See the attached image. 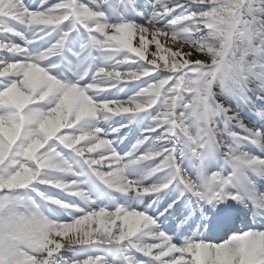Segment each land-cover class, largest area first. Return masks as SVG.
<instances>
[{
	"label": "bare ground",
	"instance_id": "1",
	"mask_svg": "<svg viewBox=\"0 0 264 264\" xmlns=\"http://www.w3.org/2000/svg\"><path fill=\"white\" fill-rule=\"evenodd\" d=\"M66 1H68L69 3L71 0H62V3ZM172 1L175 2L176 6H179V3H181L179 7L180 12L185 11V9L189 6L198 5L197 3H195L198 2V0H180V2H177L176 0ZM58 2L59 0L50 3V7L52 8V11H61V14H55L52 17L47 16L48 18L45 20L43 18H39V16L45 15H39L38 17H35L33 19L32 30H37L35 27V23L38 22L46 23L48 26H50L49 28H45L43 30V33L39 36L45 34L49 35L51 30L55 29L56 27L54 23L62 25V20L64 18L65 20H67V18L69 17L67 16L68 12L66 10L63 11L64 8L57 7ZM76 2L79 3V0H76ZM40 3H42L41 0ZM122 10H124L127 15H131L129 7L127 5L123 6ZM5 13V6L0 4V14ZM101 14L102 16H104V18H110V15L108 13ZM7 15H9L8 19L0 17V34L3 35L6 41H3L4 43L0 45V48L3 51L2 55L6 57V63H10V61L12 62L13 60L15 61L11 63V67L9 68L8 73H6L7 75L4 77H0V83L2 81H8L12 77L20 78V80H22V83L27 85L25 92L28 97H32V100H34L35 107L37 109H40L41 107H48V109H50L51 106L48 105H51L52 101L61 96L63 101L62 107L55 108V106H53L54 108H52V111L49 112V116L51 118L50 121L54 123L53 131L57 130L58 132L59 130V134H61L62 132H64V134H70L71 132H75L78 129L79 131H82L84 130L83 127L87 126L102 127L101 130H96L91 135H82L76 137V140L73 142H71L70 140H67L66 143L63 142V145H65L69 150L68 155L64 156L60 152H57L56 155L59 156V158L55 159V165L52 168L53 170L49 172L51 174L54 172L57 176L54 178L51 177L47 182H44L41 179V175L37 176V173L34 172L30 159L27 160L25 158L27 161H20V164L17 162H13V156L17 155L19 152V147L16 148L15 146L17 145L18 139L22 136V132L18 125L15 126L11 120L9 121V118H0V160L7 158H9L8 160L12 159V165H16L21 170L23 175L28 174L29 177H33L34 189L29 190V192L30 196L34 198L35 203L42 202L43 205H46L45 202H43V197H45L46 194H50L52 196L51 199L47 198L48 200H51V203H53L55 199L58 198L69 200V198L64 194V190H68L71 186L79 185L77 181L65 184L66 180L69 177L74 176L75 174L71 171L76 167L75 165H71V161L73 159H82L89 165L95 164L102 166L104 165V163L101 161L105 160L108 162L107 166L109 168L115 169L118 175L125 176L126 178L131 175L129 169L132 170V168H135L137 178L145 183L147 180L146 177H148V175H145L144 170L138 169V167L141 166L147 168L150 165V158L147 155V151L142 150L141 153L140 151L138 152V147H136L137 143H135V137L139 136L140 134L143 136L150 134L153 135L154 130L160 127L159 125H161V123L156 124V120L151 121L149 119V114L152 111V108L149 109V114L144 113V110L148 109L152 105V101L151 104L149 103V107H147L148 103L143 104L142 101L140 104L135 103L140 97L134 96L132 87L133 85H135L134 80L146 77L148 71L137 69L131 70L126 74H118V79L112 80V82L107 86L97 87L95 86L97 84L96 83L94 85H87L86 87L82 88L77 84H58L55 79L47 78L40 70H34L31 65L27 66V64H25L24 58L27 57L28 54L25 52L24 48L20 47L12 49L13 51H15L14 53L9 51V44L16 46V44H18L17 39L20 41L24 39L27 42L31 32L28 34L27 30H25L24 33H20L12 29L15 26H23L16 25V21L12 20L14 17L19 18L17 16V12L10 11ZM135 17L143 18L144 16L135 14ZM153 17L159 21V16ZM196 18L199 21L200 16H196ZM213 26L214 25L210 26L209 29H212ZM66 28L67 33L70 32L69 30L72 27ZM99 29L104 32L102 26H100V28H95L93 31H97ZM39 30H41V28ZM111 30L115 31L114 28H111ZM238 34L241 35L242 32H239ZM130 35L136 46L135 49L137 50L135 57L140 55L141 52H145L148 56V64L153 67L154 71H158L159 69H161L156 65L158 59L161 60L171 58L172 61H180V63L184 65L188 63L190 64L192 62L212 61L211 55L214 50H210L209 47L205 46L203 43H199V41L196 43L197 48L188 49L185 48L184 45L179 44L177 39L170 38L169 34H166L163 30L160 29H157L155 33H150L145 30H134L130 33ZM239 35L238 37H240ZM211 36V32L203 31V37L205 39L211 38ZM242 36L244 37L245 41H247V38L256 40V47L259 49H261V47L264 45L261 38L257 37V35L255 34H242ZM62 39L63 37H61L59 40L61 41ZM106 46L108 48L110 44L108 43ZM110 50L112 49H107L106 51L109 54L108 56L112 57L110 56V54L112 53ZM125 59L126 57L122 56L120 61L116 60V62H114V65H119V68L126 67L127 65ZM133 63L134 64H132V66H136V62ZM101 64L108 66L109 61L104 60L103 62H101ZM179 69H181L180 65H173L172 70ZM153 70L152 72H154ZM108 72L110 71L106 70V68L101 69L96 73L95 78L105 77L109 81L110 79ZM85 75L86 72L83 73L81 79H85ZM155 86L159 87L160 84L155 83ZM53 109H55V111H53ZM56 110H59L63 113L62 117L61 114H57L58 111ZM135 113L139 114V119L137 120V122L130 126V129L135 127V132L133 133V130H131L130 133L127 134V138H121V136L119 135V129L115 130L113 126L121 121H124L127 118V115H132ZM54 114L56 115V118ZM70 115H75L77 117V119H75V121L72 123L67 119V117H70ZM150 122H152L151 125L154 124L157 127L152 129L151 125H148ZM126 123L130 125L128 121ZM111 126L112 129L109 132L108 130ZM139 127H142L143 130L140 131L141 128ZM163 127L164 129H162L161 132L165 131V129L169 131L166 125ZM167 134L168 133H164L163 136ZM111 135L113 136L110 139H107V137ZM15 139H17L16 142H14ZM131 139L133 140L130 143L124 142V140H127L129 142ZM33 141H36L37 144L41 146L40 140L33 137ZM88 143H92V146H94L93 143H96V145L94 146V148H89L86 146ZM120 146L129 150V154L132 158L131 161L133 162L126 163L124 161H121L117 157V154L115 152L116 149ZM101 154H105V158H101L100 160V158L98 159L96 156H101ZM139 154L143 155L139 156ZM92 171L96 172L93 168ZM116 172L112 173L111 176H115ZM48 183L56 187L54 188L53 193H51V191L48 192V190L43 186H49ZM124 185L128 186V182H117L115 187L117 189H121L124 187ZM65 204L66 203H62V209L54 215L57 218H53L52 221H48L45 218H42L40 220V235L46 240L47 252L45 257L40 260L38 264H93V262H96V260H90V258L87 257V253H80V251H76V247L90 242H107L110 245L118 243L119 241L121 243H124V240L130 239L132 235L142 230L143 225L141 224L142 221L138 217V214L133 213V215L131 216L128 212H126L124 215L120 214L118 221L119 223L116 224L115 227L111 228L113 226V220L118 217V213L108 211L106 209V205H108V203L103 197L102 199L95 200L92 204L90 203V199L88 198L82 200V204L87 207V210L83 212L84 215L77 216L78 214H76L66 223H60L58 221H60V219H64L63 217H65V213L67 212L65 209ZM95 204H98L100 207L98 208V206H96ZM101 205L104 206L101 207ZM134 242V244L136 245V243L139 242V239L135 238ZM129 249L133 251V248ZM62 252L68 253L66 254V259H62L61 257H59ZM236 255H238L237 250H230L224 252L222 258H228L229 260L227 263H229L237 258ZM132 258L135 259L134 256ZM59 260H61L62 262L59 263ZM101 261L105 260L102 259ZM144 261V258L141 259V262L131 260L130 264H141L144 263ZM155 264H160V262L157 261L155 262Z\"/></svg>",
	"mask_w": 264,
	"mask_h": 264
},
{
	"label": "rangeland",
	"instance_id": "2",
	"mask_svg": "<svg viewBox=\"0 0 264 264\" xmlns=\"http://www.w3.org/2000/svg\"><path fill=\"white\" fill-rule=\"evenodd\" d=\"M244 1L245 0H198V2H195L200 6L198 11L189 9L186 13L182 14L183 18H179V13H176V16H172L174 23L176 21L181 22V25H178L180 31H183L182 28L184 27H189L193 32L207 31L212 33L211 38L199 42L209 47L210 50H214L211 55L212 61L192 62L184 65L180 63V61H172L171 58L158 59L156 65L161 69L156 71L157 74H155L156 72H152L153 67L148 64L147 54L141 52V54L135 57V59H132V61L136 62L140 69L148 71L149 80H147V84L151 85L155 82L163 85L168 82V80H178L190 91L189 85L192 83L187 76L190 70L202 67L200 74L203 76L208 72L211 73L212 70L215 69H219L222 73H224V69L226 72L230 71V61L236 56L238 57L246 53L248 47H251L249 45L250 41H248V39L245 41L242 34L247 35V31L256 33L258 32V28L264 25V5L259 6L260 1L256 0H252V2L249 0L248 3L251 4L244 5ZM97 3H100V1H97ZM114 4L116 5L118 2ZM101 11L102 9H100V12ZM82 16V20H87L89 23H93L95 20L89 13H82ZM196 16H200L199 21L196 19ZM194 18L196 21H193ZM114 19L117 20V18ZM113 24H118L122 27V23L114 22ZM124 24L125 33L121 34L120 31L113 36L114 38H110V41L107 40V42L116 44L117 41L119 42L122 39V41L129 44L134 51L136 46L133 39L130 37V32L137 30L136 28L146 31L147 28H144V25L150 23L148 20H145L139 24L137 21L131 19ZM212 25H214L213 28L209 29ZM91 26H95V24L93 23ZM155 31L156 30L149 28L147 32L155 33ZM239 32H242V34L239 35ZM181 33L182 32L179 34L181 35ZM238 35L240 37H238ZM202 38L205 39L204 37ZM177 39L181 38L179 37ZM99 41L102 42V39ZM184 42L182 43L185 45V48H197V45L191 47L186 44V41ZM179 44L181 43L179 42ZM254 45H256V43ZM229 58H231V60H229ZM4 62L5 61L0 60V75H5L6 69H9V66ZM176 64L180 65L181 69L172 70L173 65ZM152 73L155 74V76H150ZM216 85H218V83L213 86ZM26 86L27 85L22 83V80L18 77H12L8 81H2L0 83V118H9V121L11 120L15 126L18 125L22 132V136L18 139L17 145L15 146L16 148L19 147V152L17 155L13 156V162L20 164V161H27L30 159L34 172L37 173V176L41 175L42 181L47 182L51 177L54 178L57 176L54 172L52 174L49 172L53 170L55 159L59 158V156L56 155L57 152H62V154H64L61 149V144L63 142L66 143L67 140L73 142L76 140V137L82 136L84 133L91 134L94 132L95 128L83 127L84 130L79 131L78 129L70 134H64V132L59 134V130L58 132L57 130H55L56 132L53 131L54 123L50 121L49 112L52 111V108H54L53 106H55V108L62 107L63 101L61 97L52 101L51 103L53 105H48L51 106L50 109H48V107L37 109L32 97H28L25 92ZM186 87L184 89H186ZM219 87L220 86H217V88ZM237 87V83H235L232 78V88L235 89ZM188 102L189 100L187 99L186 103ZM213 109L214 111L209 117L211 120L216 121V116L219 114L215 111V106H213ZM59 110H56L58 111L57 114H61L62 117L63 113ZM53 111H55V109H53ZM54 116L56 118L55 114ZM160 116L162 121H167L169 119L168 117ZM153 117L155 118L158 116L153 115ZM67 119L72 123L77 117L75 115H70ZM33 137L41 141V146L37 144L36 141H33ZM16 141L17 139H15L14 142ZM8 159L9 158L0 160V192L4 195L0 201V264H16V261L14 263L11 262V259H7L11 254L20 255L21 259H23L21 260L23 264H38L39 261L45 257L47 252L46 240L40 235V220L42 218L48 221L53 220L54 214L49 205L51 203H48V205L44 207L40 202L35 203V201L30 198L28 190L34 189L33 177H29L28 174L23 175L16 165H12V159ZM10 198L11 201H16L7 203L6 201ZM47 198L50 199L51 195L43 197V202L47 201ZM55 203L58 205L59 201ZM46 211H49L52 215H47ZM3 222H8L6 226L7 230H5L2 224ZM118 223V221L113 220V226L111 228L115 227ZM17 228L27 230L31 240L27 241L24 238L13 236V232H15ZM6 238L10 241L7 245H5ZM75 250L78 252L80 251V253H87V257H100L99 253H96L97 250L95 247L89 248V246L82 244L76 247ZM66 254L68 253L62 252L59 257L66 259ZM59 261V263L62 262L61 260Z\"/></svg>",
	"mask_w": 264,
	"mask_h": 264
}]
</instances>
